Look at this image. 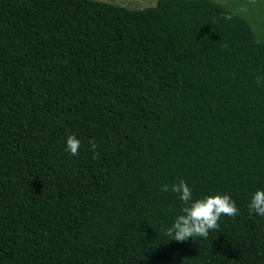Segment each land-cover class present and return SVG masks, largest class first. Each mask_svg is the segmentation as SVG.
I'll list each match as a JSON object with an SVG mask.
<instances>
[{
  "label": "trees",
  "instance_id": "1",
  "mask_svg": "<svg viewBox=\"0 0 264 264\" xmlns=\"http://www.w3.org/2000/svg\"><path fill=\"white\" fill-rule=\"evenodd\" d=\"M258 76L264 39L212 0H0V264H264ZM179 179L239 214L170 240Z\"/></svg>",
  "mask_w": 264,
  "mask_h": 264
},
{
  "label": "clouds",
  "instance_id": "2",
  "mask_svg": "<svg viewBox=\"0 0 264 264\" xmlns=\"http://www.w3.org/2000/svg\"><path fill=\"white\" fill-rule=\"evenodd\" d=\"M228 47L227 44L224 45ZM264 77H257L256 83H261ZM65 151L72 156L79 155L81 147L80 141L74 134L66 136ZM89 151L93 153V158L98 156L97 144L94 139L88 141ZM160 191L174 193L182 202L183 207L180 215L176 216L170 226L163 229V234L170 237V240L184 242L188 238L200 237L207 239L211 231H218L221 216L236 217L239 214L235 202L227 194H216L204 196L203 198H193V191L187 182L179 179L171 184H163ZM249 214L264 217V189H257L249 194L247 205Z\"/></svg>",
  "mask_w": 264,
  "mask_h": 264
},
{
  "label": "rangeland",
  "instance_id": "3",
  "mask_svg": "<svg viewBox=\"0 0 264 264\" xmlns=\"http://www.w3.org/2000/svg\"><path fill=\"white\" fill-rule=\"evenodd\" d=\"M116 4L130 9L154 6L157 0H96ZM223 5L230 12L241 16L251 23L258 40L264 39V0H212Z\"/></svg>",
  "mask_w": 264,
  "mask_h": 264
}]
</instances>
